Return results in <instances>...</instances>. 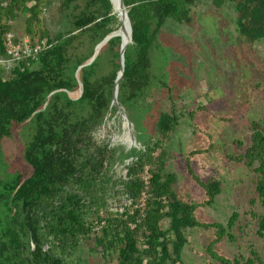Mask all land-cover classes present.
Segmentation results:
<instances>
[{
  "label": "trees",
  "instance_id": "1",
  "mask_svg": "<svg viewBox=\"0 0 264 264\" xmlns=\"http://www.w3.org/2000/svg\"><path fill=\"white\" fill-rule=\"evenodd\" d=\"M49 1L0 0V58L5 56V37L11 32L8 22L18 12L28 14L25 34L33 37L38 32L29 45L44 40L49 47L37 59L13 66L7 78L0 70V150L23 124L31 130L21 148L19 168L8 181L0 179V264H79L73 254L81 242L89 241L104 264H182L186 232L194 228L213 230L215 238L206 252L219 264H255L253 252L254 259L229 260L214 251L224 237L232 240L228 230L237 213L226 225L202 223L195 217L197 208L214 203L221 192L220 181L199 179L186 161L206 201L184 202L173 192L176 176L166 171L164 150L179 125L173 110L159 113L158 139L142 142L140 150L118 157L114 149L93 142V131L118 111L112 105V91L119 71L120 38L108 40L88 63L95 47L119 23L109 0H86L80 12L71 15V29L52 34L38 27ZM76 1L62 0L61 10H76ZM197 1L122 0L131 43L124 52L119 107L132 111L148 96L155 80L151 54L162 26L168 19L189 24L190 8ZM228 1L237 15L239 38L248 45L264 40V0ZM77 39L84 46L80 55L70 53ZM79 86L80 96L72 99L69 94ZM161 86L167 89L165 83ZM131 157L125 177L113 181V163ZM233 159L256 175L257 199L264 208V131L259 125H252L249 147ZM116 184L119 190L113 193L123 195L126 204L121 211L111 212L108 201ZM255 219L257 235L264 237V214Z\"/></svg>",
  "mask_w": 264,
  "mask_h": 264
},
{
  "label": "rangeland",
  "instance_id": "2",
  "mask_svg": "<svg viewBox=\"0 0 264 264\" xmlns=\"http://www.w3.org/2000/svg\"><path fill=\"white\" fill-rule=\"evenodd\" d=\"M61 2H48L39 15L38 27L47 28L52 34L58 29H71L68 24L71 15L80 12L86 0H77L78 8L69 12L61 10ZM232 3L199 0L190 8L192 21L189 24L168 19L161 28L157 48L151 54L155 80L148 96L132 111L119 107L120 112L107 116L92 136L96 145L108 146L120 157L140 150L144 141H156L155 124L159 113L173 110L179 125L164 145L166 171L176 176L173 192L184 202L206 201L204 191L188 173L186 161L199 179L220 181V194L211 206L197 208L196 219L206 224L226 225L232 213H237V221L228 230L232 240L224 237L214 251L229 260L252 259L253 252L257 256L253 258L255 264H264V237L257 235L255 219L264 214L255 190L257 177L243 163L233 159L249 147L253 124L264 131V40L248 45L239 38ZM27 16L18 12L8 25L17 39L31 42L37 39L38 32L33 37L25 34ZM80 43V39L74 41L70 53L80 55L84 51ZM104 46L99 47L97 54ZM9 76L10 73L5 72L4 77ZM162 82L167 89L162 88ZM80 93L79 86L69 96L77 99ZM30 133L29 126L23 124L3 143L0 179L8 181L19 168L21 148ZM131 135L140 143L137 140L133 143ZM131 162L132 157L113 163V181L125 177V167ZM118 190L116 184L110 192L108 209L111 212L121 211L126 204L123 195L113 193ZM214 238L211 229L188 230L182 264H219L206 252ZM92 246V241L81 242L73 254L75 262L104 264L100 255L91 251Z\"/></svg>",
  "mask_w": 264,
  "mask_h": 264
},
{
  "label": "water",
  "instance_id": "3",
  "mask_svg": "<svg viewBox=\"0 0 264 264\" xmlns=\"http://www.w3.org/2000/svg\"><path fill=\"white\" fill-rule=\"evenodd\" d=\"M109 1L111 3L112 11H113V1L112 0H109ZM117 2L119 5V9H121L120 14L116 15V19L119 23V27L116 31L110 33L107 37H105L96 46L97 49H95L94 54H93V56L90 59L88 64H90L94 60V58L97 56L99 47L106 44V42L113 37H119L120 38L121 43H120V49H119V71L117 73V77L115 79L114 87H113V91H112V105H114L117 108L118 112H120L118 102H117L118 85H119L120 80L122 79L123 72H124V52H125L126 47L131 43V26H130V21H129V18L127 15V10L123 5L122 0H117ZM125 27L127 28L128 32H129V36H128V39L126 41H124V38H123V31L125 30ZM88 64H86V65H88ZM81 67H79L78 69H80ZM131 140L133 141V143H135V141H136V139L133 135H131Z\"/></svg>",
  "mask_w": 264,
  "mask_h": 264
},
{
  "label": "built area",
  "instance_id": "4",
  "mask_svg": "<svg viewBox=\"0 0 264 264\" xmlns=\"http://www.w3.org/2000/svg\"><path fill=\"white\" fill-rule=\"evenodd\" d=\"M5 56L0 58V65L10 64L12 67L26 60H35L37 56L43 51L48 49L46 41L42 40L32 46L29 41L14 42V35L12 32L8 33L5 37Z\"/></svg>",
  "mask_w": 264,
  "mask_h": 264
},
{
  "label": "bare ground",
  "instance_id": "5",
  "mask_svg": "<svg viewBox=\"0 0 264 264\" xmlns=\"http://www.w3.org/2000/svg\"><path fill=\"white\" fill-rule=\"evenodd\" d=\"M112 1H113V14H115V16H116L117 14H120L121 9H119V5H118L117 0H112ZM128 36H129V32H128L127 28L125 27V30L123 31L124 41H126L128 39Z\"/></svg>",
  "mask_w": 264,
  "mask_h": 264
},
{
  "label": "crops",
  "instance_id": "6",
  "mask_svg": "<svg viewBox=\"0 0 264 264\" xmlns=\"http://www.w3.org/2000/svg\"><path fill=\"white\" fill-rule=\"evenodd\" d=\"M11 68H12V66L10 64H7V63L0 65V70H2V73H4V74H5V72L10 73Z\"/></svg>",
  "mask_w": 264,
  "mask_h": 264
}]
</instances>
